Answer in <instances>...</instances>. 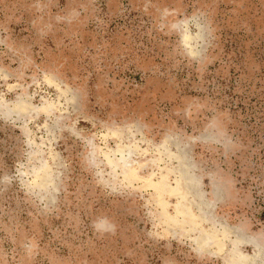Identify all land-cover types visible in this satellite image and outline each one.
<instances>
[{
	"label": "rangeland",
	"instance_id": "obj_1",
	"mask_svg": "<svg viewBox=\"0 0 264 264\" xmlns=\"http://www.w3.org/2000/svg\"><path fill=\"white\" fill-rule=\"evenodd\" d=\"M0 264H264V0H0Z\"/></svg>",
	"mask_w": 264,
	"mask_h": 264
}]
</instances>
